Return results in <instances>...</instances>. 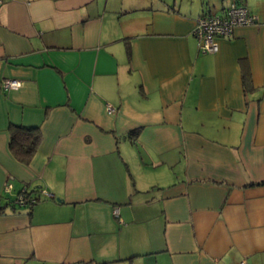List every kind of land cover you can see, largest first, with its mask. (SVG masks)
Listing matches in <instances>:
<instances>
[{
    "label": "crops",
    "instance_id": "0c3cea01",
    "mask_svg": "<svg viewBox=\"0 0 264 264\" xmlns=\"http://www.w3.org/2000/svg\"><path fill=\"white\" fill-rule=\"evenodd\" d=\"M230 1H2L0 264H264V0L216 52L192 32Z\"/></svg>",
    "mask_w": 264,
    "mask_h": 264
},
{
    "label": "built area",
    "instance_id": "2783aa9c",
    "mask_svg": "<svg viewBox=\"0 0 264 264\" xmlns=\"http://www.w3.org/2000/svg\"><path fill=\"white\" fill-rule=\"evenodd\" d=\"M3 0H0V4ZM257 17L250 14L246 7L236 0L230 1L229 5L223 8L221 14L210 13L201 14L195 19L193 34L197 38L198 50L202 53H213L219 49L218 39L230 36L236 27L243 25L256 24ZM20 81L11 78H5L1 82L2 89H17ZM113 105L106 104V111L112 112ZM10 186L9 183L6 185ZM45 194H47L45 192ZM19 203H25V199L19 197ZM238 264H247L245 260H241Z\"/></svg>",
    "mask_w": 264,
    "mask_h": 264
},
{
    "label": "trees",
    "instance_id": "16d2710c",
    "mask_svg": "<svg viewBox=\"0 0 264 264\" xmlns=\"http://www.w3.org/2000/svg\"><path fill=\"white\" fill-rule=\"evenodd\" d=\"M8 149L11 154L21 163L28 164L35 154L39 142L41 140L39 126L24 127L10 123L8 125ZM19 197L25 199L26 205L30 206L38 200V197H33L31 191L26 189L20 190L16 197L18 202Z\"/></svg>",
    "mask_w": 264,
    "mask_h": 264
},
{
    "label": "rangeland",
    "instance_id": "374dc122",
    "mask_svg": "<svg viewBox=\"0 0 264 264\" xmlns=\"http://www.w3.org/2000/svg\"><path fill=\"white\" fill-rule=\"evenodd\" d=\"M194 35V34H193ZM194 37H195V35H194ZM196 38V37H195ZM196 40H197V38H196ZM202 53V52H201Z\"/></svg>",
    "mask_w": 264,
    "mask_h": 264
}]
</instances>
